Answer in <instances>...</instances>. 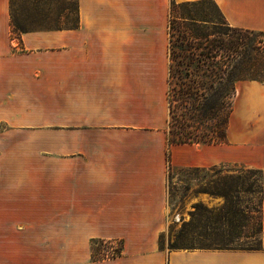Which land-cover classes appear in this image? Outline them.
<instances>
[{"label": "crops", "instance_id": "obj_1", "mask_svg": "<svg viewBox=\"0 0 264 264\" xmlns=\"http://www.w3.org/2000/svg\"><path fill=\"white\" fill-rule=\"evenodd\" d=\"M172 1L78 0L77 26L17 34L0 0V231L32 249L16 264H264V202L261 249L163 245L169 150L174 168L232 160L229 143L169 146ZM214 1L264 33V0ZM96 241L122 254L95 260Z\"/></svg>", "mask_w": 264, "mask_h": 264}, {"label": "trees", "instance_id": "obj_2", "mask_svg": "<svg viewBox=\"0 0 264 264\" xmlns=\"http://www.w3.org/2000/svg\"><path fill=\"white\" fill-rule=\"evenodd\" d=\"M221 19L198 17L193 13H181L187 5H176L172 1L170 8V70L168 100L170 120L168 142L171 148L177 144L224 145L228 144V125L233 113L234 98L241 83L255 81L264 84V45L261 33L234 28L228 24L216 2ZM13 2L10 0L11 24L14 33H25L26 27L13 15ZM182 10V11H183ZM75 23L73 26H77ZM62 27V26H58ZM170 156V150L168 152ZM195 171L205 169L193 168ZM215 179L209 192L224 197L223 208L206 211L201 205L196 208L207 212L204 218L212 217L211 230H221L222 220L228 227L225 233L231 237H244L259 242L249 247H172L170 249H250L262 248L264 185L263 171L260 169L243 170L230 181L220 176L222 169H212ZM259 175L261 183L260 219L253 223L254 215L250 208L240 207L244 194L255 193V184L251 177ZM222 183V184H221ZM197 212V211H196ZM193 216H202L194 213ZM242 222V225L240 223ZM193 228V222L187 224ZM187 228H183V234ZM180 234V235H181ZM163 241V236H162ZM102 242V241H98ZM95 243V242H94ZM123 244L112 255L95 260L112 259L122 254Z\"/></svg>", "mask_w": 264, "mask_h": 264}, {"label": "rangeland", "instance_id": "obj_3", "mask_svg": "<svg viewBox=\"0 0 264 264\" xmlns=\"http://www.w3.org/2000/svg\"><path fill=\"white\" fill-rule=\"evenodd\" d=\"M175 4L181 6L188 4L187 8L182 9L183 11L180 10L177 16H180L181 13L191 12L198 17H215L223 22L212 0L183 2L179 0ZM13 15L19 23L26 27V30L73 26L78 16V0H14ZM254 32L261 33L260 38L262 41L264 40V33ZM228 143L232 146L231 150H228V153L232 154V160L217 167L222 169L220 177L224 181H230V178H234L243 170L264 167V84L248 81L239 85L228 125ZM222 153L225 152L222 151ZM168 160L170 163V202L173 209L179 214L180 221L175 220L171 224L168 234L163 236L164 246L168 248H230L259 245V242L244 237H235L234 239L229 237L225 233L228 227L224 225V219L220 225L222 226L221 230L209 228L213 219L211 216L204 218L207 214L206 211L212 212L221 209L225 204L224 197L209 192V189L213 188L212 181L215 179L213 168H206L205 171H195L193 168H174L171 150ZM250 182L255 184V193L244 194L240 207L244 210L250 208L254 215L253 223H256L260 219V213L258 214L257 211L260 210L258 191L261 178L259 175L251 177ZM196 205H201L206 211L202 209L198 211ZM194 213H201L202 216H193ZM192 222V229L190 226H186ZM184 227L187 230L181 234ZM14 243V240L10 239L9 233L0 231V260L5 264L7 262L16 264L18 256L32 253V249L13 246ZM113 247H120V242L96 241L92 244V256L102 258L113 254ZM62 250L41 249L40 252L42 255L55 256L62 254Z\"/></svg>", "mask_w": 264, "mask_h": 264}, {"label": "built area", "instance_id": "obj_4", "mask_svg": "<svg viewBox=\"0 0 264 264\" xmlns=\"http://www.w3.org/2000/svg\"><path fill=\"white\" fill-rule=\"evenodd\" d=\"M261 44L264 45V40L261 42ZM175 220H176V221H180V219H179L178 216L175 218ZM117 248H118V247H113V248H112V250H113L112 252L114 253L115 249H117ZM108 255H112V253H111V254H108Z\"/></svg>", "mask_w": 264, "mask_h": 264}]
</instances>
